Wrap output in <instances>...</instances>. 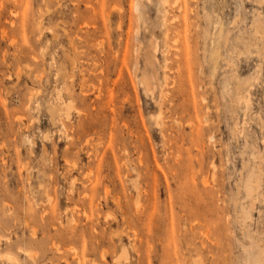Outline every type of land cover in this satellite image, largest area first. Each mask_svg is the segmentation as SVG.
<instances>
[{
    "label": "rangeland",
    "instance_id": "obj_1",
    "mask_svg": "<svg viewBox=\"0 0 264 264\" xmlns=\"http://www.w3.org/2000/svg\"><path fill=\"white\" fill-rule=\"evenodd\" d=\"M0 264H264V0H0Z\"/></svg>",
    "mask_w": 264,
    "mask_h": 264
}]
</instances>
